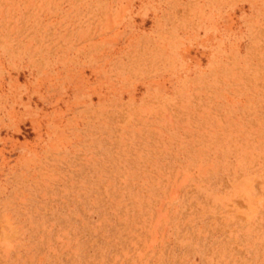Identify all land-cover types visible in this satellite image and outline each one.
<instances>
[{
    "label": "rangeland",
    "instance_id": "374dc122",
    "mask_svg": "<svg viewBox=\"0 0 264 264\" xmlns=\"http://www.w3.org/2000/svg\"><path fill=\"white\" fill-rule=\"evenodd\" d=\"M0 264H264V0H0Z\"/></svg>",
    "mask_w": 264,
    "mask_h": 264
}]
</instances>
